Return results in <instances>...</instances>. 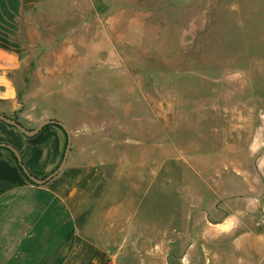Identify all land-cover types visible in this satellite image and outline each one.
I'll return each instance as SVG.
<instances>
[{
	"label": "rangeland",
	"instance_id": "obj_1",
	"mask_svg": "<svg viewBox=\"0 0 264 264\" xmlns=\"http://www.w3.org/2000/svg\"><path fill=\"white\" fill-rule=\"evenodd\" d=\"M47 7L12 116L94 134L126 205L96 226L132 244L109 262L264 264V0Z\"/></svg>",
	"mask_w": 264,
	"mask_h": 264
},
{
	"label": "crops",
	"instance_id": "obj_2",
	"mask_svg": "<svg viewBox=\"0 0 264 264\" xmlns=\"http://www.w3.org/2000/svg\"><path fill=\"white\" fill-rule=\"evenodd\" d=\"M49 2L0 0L1 113L15 115L22 105L17 74L33 61L26 30L36 13L47 11ZM72 133L65 167L43 184L26 175L9 148L0 147V264H116L109 262L110 254L132 245L121 230L114 248L107 226H96L101 220H125L126 205L113 203L115 184L94 134ZM0 143L17 148L28 170L44 178L60 164L67 134L49 124L29 137L0 120Z\"/></svg>",
	"mask_w": 264,
	"mask_h": 264
},
{
	"label": "water",
	"instance_id": "obj_3",
	"mask_svg": "<svg viewBox=\"0 0 264 264\" xmlns=\"http://www.w3.org/2000/svg\"><path fill=\"white\" fill-rule=\"evenodd\" d=\"M0 120L6 122L9 125H12V126L16 127L23 134H25V135H27L29 137L35 136L45 126H47L49 124H52V125H60L65 130V132L67 134V143H66L64 155H63V158H62L60 164L57 166V168L55 170H53L50 174H48L47 176H45L44 178H38V177H36L35 175H33L28 170V168L23 163L21 153L19 152V150L17 148H15L14 146H12L10 144H5V143H0V147L9 148L16 155V157L18 159V162H19L20 166L23 168V170L26 173V175L31 180H33L36 183L43 184V183L49 181L51 178H53L54 176H56L57 174H59L63 170V168L65 167V165L67 163L68 156L70 154V151H71V148H72V142H73V133H72V130L70 129V127L63 120L57 119V118H45L36 127L31 128V129L28 128V127H26L17 118L11 117V116L6 115V114L1 113V112H0Z\"/></svg>",
	"mask_w": 264,
	"mask_h": 264
},
{
	"label": "trees",
	"instance_id": "obj_4",
	"mask_svg": "<svg viewBox=\"0 0 264 264\" xmlns=\"http://www.w3.org/2000/svg\"><path fill=\"white\" fill-rule=\"evenodd\" d=\"M5 114V113H4ZM7 115V114H6ZM11 117H13V116H11ZM15 118H17V117H15ZM18 119V118H17ZM19 120V119H18ZM20 121V120H19ZM21 122V121H20ZM58 127H60V128H62L60 125H57ZM31 129V128H30ZM63 129V128H62ZM64 130V129H63ZM65 131V130H64ZM66 133V132H65ZM13 153V152H12ZM13 156L15 157V159L18 161V159H17V157H16V155L13 153ZM21 167V166H20ZM21 169H23L22 167H21Z\"/></svg>",
	"mask_w": 264,
	"mask_h": 264
}]
</instances>
